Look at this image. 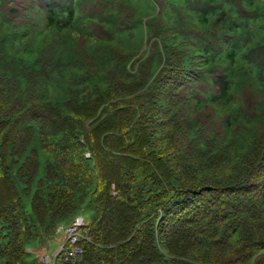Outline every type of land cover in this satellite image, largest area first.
<instances>
[{
  "label": "trees",
  "instance_id": "trees-1",
  "mask_svg": "<svg viewBox=\"0 0 264 264\" xmlns=\"http://www.w3.org/2000/svg\"><path fill=\"white\" fill-rule=\"evenodd\" d=\"M152 3L0 0V264H264V0Z\"/></svg>",
  "mask_w": 264,
  "mask_h": 264
},
{
  "label": "rangeland",
  "instance_id": "rangeland-1",
  "mask_svg": "<svg viewBox=\"0 0 264 264\" xmlns=\"http://www.w3.org/2000/svg\"><path fill=\"white\" fill-rule=\"evenodd\" d=\"M137 8L141 15H149L152 13L154 4L152 0H129ZM149 3V5H148ZM83 215L86 219L90 217V211H84ZM66 224L61 225L56 231L46 234L41 230L40 235L33 241L27 244V260L30 262L45 263L46 256H52L53 253L59 248L63 237L64 228Z\"/></svg>",
  "mask_w": 264,
  "mask_h": 264
},
{
  "label": "built area",
  "instance_id": "built-area-1",
  "mask_svg": "<svg viewBox=\"0 0 264 264\" xmlns=\"http://www.w3.org/2000/svg\"><path fill=\"white\" fill-rule=\"evenodd\" d=\"M79 225V222H75L66 229L65 242L58 250L61 255V261H71L76 263L81 260L83 248L78 245V242L80 239L88 237L86 233L79 230Z\"/></svg>",
  "mask_w": 264,
  "mask_h": 264
},
{
  "label": "water",
  "instance_id": "water-1",
  "mask_svg": "<svg viewBox=\"0 0 264 264\" xmlns=\"http://www.w3.org/2000/svg\"><path fill=\"white\" fill-rule=\"evenodd\" d=\"M78 219H79L80 221H82V220H83V217H82V216H80V217H78Z\"/></svg>",
  "mask_w": 264,
  "mask_h": 264
}]
</instances>
